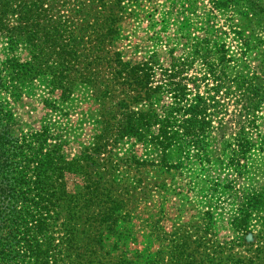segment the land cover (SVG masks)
Wrapping results in <instances>:
<instances>
[{
  "label": "rangeland",
  "instance_id": "obj_1",
  "mask_svg": "<svg viewBox=\"0 0 264 264\" xmlns=\"http://www.w3.org/2000/svg\"><path fill=\"white\" fill-rule=\"evenodd\" d=\"M78 1L88 2L0 0V18L9 29L0 34V108L12 115L16 146L36 135L47 136V142L61 144L65 160H78L64 171L69 192L98 178L102 186H112L110 195L106 193L114 201V213L103 221L111 230L103 229L97 238V258L112 264L142 254L146 258L140 263L148 264L161 255L162 264H172L170 246H181L183 260L192 264H208L205 255L212 264H238L255 249L264 250V100L253 126L245 130L248 145L240 142L244 132L239 134L247 97L221 94L224 107L213 118L203 155L181 145L166 149L167 161L159 148H145L134 137L112 142L98 123L105 115L118 121L125 111L149 108L130 102V88L117 86L118 67L108 61L110 56L118 53L134 65L155 50L164 67L171 56H187L192 63L183 74L185 85L192 95L206 96L212 80L203 79L204 40L224 44L229 52L235 51L236 38L244 40L248 48L237 53L242 58L237 71L249 77L264 50V12L245 18L214 9L210 0H139L134 6L108 0L106 7L97 4L93 9ZM256 3L264 10L263 2ZM80 73L94 82L84 81ZM60 78L61 85H56ZM106 90L110 93L104 94ZM170 103L164 93L150 108L162 114ZM84 155L93 163L83 168ZM23 174L33 180L30 170ZM26 189L34 193L31 186ZM256 196L260 199L254 202ZM240 211L246 215L247 231L237 229ZM91 212L97 210L92 207ZM86 223L79 229L99 227Z\"/></svg>",
  "mask_w": 264,
  "mask_h": 264
},
{
  "label": "trees",
  "instance_id": "obj_2",
  "mask_svg": "<svg viewBox=\"0 0 264 264\" xmlns=\"http://www.w3.org/2000/svg\"><path fill=\"white\" fill-rule=\"evenodd\" d=\"M87 1L78 3L84 7L89 6L90 9L98 6L97 4L103 7L108 4V0ZM109 1L115 6L124 1L133 6L139 2ZM210 1L218 11L229 9L245 18L264 12L256 0ZM257 1L264 3V0ZM261 26L264 28V20ZM7 30L9 29L0 18V34L6 33ZM233 32L237 33L236 30ZM236 39L239 43L237 42L235 51L232 52L225 49L224 44H211L205 40L204 45L200 47L204 50V53L200 54L203 79L212 80L206 96L198 93L192 95L185 85L183 74L186 67L192 63L187 56L177 59L170 54V62L166 67L159 63L155 50L134 65L122 61L118 53L115 58L110 56L108 61L118 67L114 75V80H118L117 86L122 89L130 88L133 94V97L129 98L130 102H144L149 108L145 112L125 111L118 121L110 115L100 117L98 123L104 127L106 133L108 131L109 140L111 137L112 142L127 136L134 137L136 141L145 144V148H159L162 151L161 159L164 161H167L169 152L166 149H177L181 145L197 149L196 155H199L208 143L214 127L213 118L223 110L224 104L219 100L220 95L234 92L241 98L247 97L248 103L244 106L247 117L244 126L239 128V134L244 132L240 142L248 145L250 142L245 137V130L253 126L256 113L264 100V50L258 67L248 77L242 71H237L242 62L237 53L243 54L248 44L241 38ZM199 45H202L201 42ZM170 52L172 53V50ZM22 68L26 70L25 65ZM79 75L88 83L94 82L90 76H84L82 73ZM61 77L65 78L66 74ZM55 83L61 85V78ZM106 93L109 94L110 90H106L104 94ZM121 93L123 94L122 90ZM164 93L169 95L171 103L162 110V114H156V111L150 108L151 101L157 100ZM11 117L10 113L0 108V264H108L107 261L102 262L97 258L95 248L102 230L110 229L103 221L108 220L114 211V201L106 193L110 195L112 186H102L98 178L91 179V182H86L81 188H76L75 192H69L64 171L70 170L73 161L76 163L78 160H65L59 150L61 144L47 142V136L36 135L35 139H24L20 146H16L12 141L14 123ZM151 128L155 129L154 134H150ZM145 136L146 139L141 140V137ZM15 141L17 142V139ZM90 158V155H84L80 159L83 168L93 163ZM28 170L32 173L33 180L23 174ZM29 186L34 190L32 195L26 189ZM259 199L260 197H254V202ZM119 202L122 206L125 205L123 196ZM92 207L97 212H91ZM259 210L263 212L261 207ZM52 213L55 215H51ZM236 219L239 221L237 229L247 231L246 215L240 211ZM84 223H98L99 227L79 229ZM115 226L118 227L117 224ZM171 248L172 246L169 250L172 255L170 258H173L172 264H192L183 260L184 256L179 250L181 246ZM262 248L255 249L254 255L248 260H240L238 264H264ZM135 257L134 260L120 258L112 261V264H117L118 261L119 264H143L140 260L146 258L142 254H135ZM205 257L208 264H212L210 255ZM163 261V257L158 255L157 258L151 257L148 264H162Z\"/></svg>",
  "mask_w": 264,
  "mask_h": 264
}]
</instances>
